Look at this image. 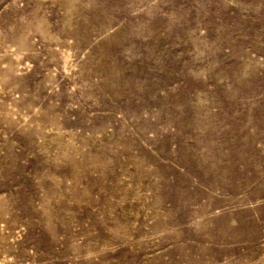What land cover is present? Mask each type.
<instances>
[{
    "label": "rangeland",
    "instance_id": "rangeland-1",
    "mask_svg": "<svg viewBox=\"0 0 264 264\" xmlns=\"http://www.w3.org/2000/svg\"><path fill=\"white\" fill-rule=\"evenodd\" d=\"M0 264H264V0H0Z\"/></svg>",
    "mask_w": 264,
    "mask_h": 264
}]
</instances>
